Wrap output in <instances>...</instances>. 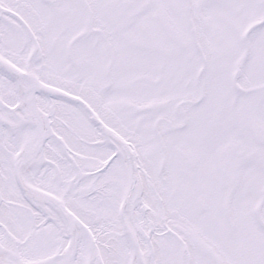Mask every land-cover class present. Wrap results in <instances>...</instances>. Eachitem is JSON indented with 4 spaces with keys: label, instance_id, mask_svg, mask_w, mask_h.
<instances>
[{
    "label": "snow or ice",
    "instance_id": "1",
    "mask_svg": "<svg viewBox=\"0 0 264 264\" xmlns=\"http://www.w3.org/2000/svg\"><path fill=\"white\" fill-rule=\"evenodd\" d=\"M0 264H264V0H0Z\"/></svg>",
    "mask_w": 264,
    "mask_h": 264
}]
</instances>
